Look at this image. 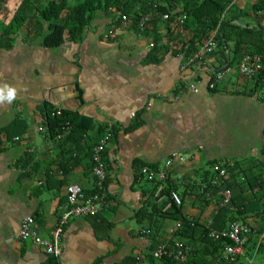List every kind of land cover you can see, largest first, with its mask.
<instances>
[{"label": "crops", "instance_id": "crops-1", "mask_svg": "<svg viewBox=\"0 0 264 264\" xmlns=\"http://www.w3.org/2000/svg\"><path fill=\"white\" fill-rule=\"evenodd\" d=\"M255 1L237 0L251 11L243 22L264 26V13L250 9ZM21 2L0 0V23L8 25ZM123 4L117 0L96 10L81 39H70L66 31L55 48L43 44L49 23L37 12L8 35L0 24V87L17 89L11 103H0V264H115L128 256L150 264L145 257L150 240L134 216L153 183L139 176V162L162 168L171 154H182L186 162L174 160L169 169V176L182 183L214 160L264 162V91L249 92L252 77L231 67L216 88H209L212 71L226 65L202 45L198 60L167 48L164 27L154 46L156 32L142 30L139 19H121ZM116 27V36H109ZM182 34L192 36L185 29ZM193 78L197 92L188 87ZM44 106L86 117L93 127L62 147L61 139L49 137ZM137 116L141 124L133 127ZM113 124L117 133L103 154L110 203L101 211L111 230L99 227L94 217L71 218L60 226L67 185L95 191L92 152ZM42 125L46 130H39ZM62 149L71 153L64 157ZM183 209L191 216L201 213L192 199ZM28 216L41 236L59 238L60 254L47 253L32 239L21 240V223ZM247 223L253 232L237 264H264V218L249 215ZM175 227L172 223L169 233Z\"/></svg>", "mask_w": 264, "mask_h": 264}, {"label": "trees", "instance_id": "trees-1", "mask_svg": "<svg viewBox=\"0 0 264 264\" xmlns=\"http://www.w3.org/2000/svg\"><path fill=\"white\" fill-rule=\"evenodd\" d=\"M40 1L22 0L10 23H0L4 34L18 30L29 14L37 12L42 20L49 23L48 31L42 39L43 44L55 48L63 43L66 31L69 32L70 39H81L83 29L90 23L95 11L108 9L117 0H75L73 4L69 0H47L43 4ZM120 9L134 23L143 15L152 16L147 33L156 32L154 46L162 36L161 27H164L168 36L165 46L176 53L194 56L200 51L198 45H203L205 40L213 36L217 47L209 55H214L221 65L235 68L239 67L245 56H259L262 67L252 76L254 87L249 92L255 93L259 89L264 91V26L250 27L249 23L243 22V18L249 16L251 11L241 8L237 0H124ZM250 9L256 14L264 13V0H256ZM165 14L169 17L164 18ZM177 16L186 18L183 23L173 26ZM184 29L192 32L190 38H183ZM42 110L49 137L56 139L62 134V147L76 134L84 136L93 127L88 118L78 114L63 110L62 115H53L57 109L49 106H44ZM85 122H90V125ZM140 124V117L137 116L133 127ZM66 128L69 131L64 134ZM104 128L101 126V131ZM117 129L113 124L110 129L113 135L117 133ZM70 153V150L62 149L64 157ZM144 165L160 168L158 164L139 162V172ZM216 166L227 169L228 174L220 176ZM140 173L139 176L142 177ZM195 175L188 183L168 176L165 180L152 182V188L143 192L144 200L134 219L150 240L145 254L150 264H237L223 257V250L231 240L228 237L214 238L211 232L227 229L235 220L247 222L249 215L264 218V162L255 159L214 160L197 169ZM160 185L162 189L158 191ZM227 188L232 191L228 204L223 201V192ZM172 191L181 196V205L172 200ZM93 192L94 190L86 193L90 195ZM189 199L200 208L199 215L191 216L184 212V205ZM93 217L107 233L111 230L113 224L102 212ZM172 223L176 227L169 233ZM177 241L191 247L186 261L181 262L168 255L160 258L154 256V251L161 243L167 244L172 250ZM138 263L140 264L139 258L128 256L115 264Z\"/></svg>", "mask_w": 264, "mask_h": 264}, {"label": "built area", "instance_id": "built-area-1", "mask_svg": "<svg viewBox=\"0 0 264 264\" xmlns=\"http://www.w3.org/2000/svg\"><path fill=\"white\" fill-rule=\"evenodd\" d=\"M169 15L165 14L164 18H168ZM186 16H181L176 19L173 23L174 25L183 23ZM121 19L123 21L129 20V17L126 14L121 15ZM152 20V16L150 14L143 15L139 18V26L142 30H145ZM116 28H111L108 31V35L111 37L116 36L117 33ZM203 50L205 52H212L217 47V42L213 39V36H210L207 40H205L202 45ZM200 59L202 58L201 50L198 51L194 56H191V59ZM262 67L261 58L257 55L250 56L247 55L243 58L239 65V71L242 75L251 78L254 76ZM231 67L225 66L223 69L213 70L212 79L209 81V88H216L217 83H219L227 72H230ZM198 82L193 78L192 81L188 82V87L197 92L199 89L197 87ZM61 109L56 110L53 115H62ZM46 126H40L39 130L43 131ZM69 129L64 130V134L68 133ZM112 132L107 131L106 134L99 140V142L95 145L92 152V160L94 163L93 173L96 176V186L95 191L88 195L81 185L78 183H71L67 185V207L60 219V226L64 225L71 218L77 217H93L96 216L99 212H101L106 206L109 205V199L106 196V181H107V164L104 160L103 154L106 150L107 144L112 139ZM63 135L59 134L56 138L62 139ZM179 160L184 163L187 160V157L174 152L171 154L162 168H150L148 166H143L141 168V174L146 178L149 182H157L162 181L168 178L169 169L171 168L173 161ZM219 169L220 176H226L228 174L227 169L219 168V166L215 167ZM162 189V185L159 186L158 191ZM172 200L178 204H182V198L178 192H171ZM232 198L231 189H225L223 192V201L228 204ZM179 225V224H178ZM61 228H58L57 234L61 232ZM253 232V228L247 222L235 220L233 221L227 229H224L220 232L212 231L211 236L214 238L220 237H228L231 240L230 244H227L224 248V255L226 260L229 262H237L238 257L245 252L246 243L248 237ZM19 237L21 240L32 239L36 244L41 246L47 253L58 255L61 253V245L59 243V238H47L43 237L39 234L37 230V224L35 219L32 216L26 217L22 223L19 232ZM191 252V247L189 245H185L180 241L175 242L174 248L171 250L169 246L165 243H161L157 249L154 251V256L160 258L164 255L171 256L181 262L186 261L189 253Z\"/></svg>", "mask_w": 264, "mask_h": 264}, {"label": "clouds", "instance_id": "clouds-1", "mask_svg": "<svg viewBox=\"0 0 264 264\" xmlns=\"http://www.w3.org/2000/svg\"><path fill=\"white\" fill-rule=\"evenodd\" d=\"M17 96V89L15 87L5 85L4 87H0V103H3L7 100L11 103Z\"/></svg>", "mask_w": 264, "mask_h": 264}, {"label": "rangeland", "instance_id": "rangeland-1", "mask_svg": "<svg viewBox=\"0 0 264 264\" xmlns=\"http://www.w3.org/2000/svg\"><path fill=\"white\" fill-rule=\"evenodd\" d=\"M136 224V223H135ZM136 226H138V224H136Z\"/></svg>", "mask_w": 264, "mask_h": 264}]
</instances>
